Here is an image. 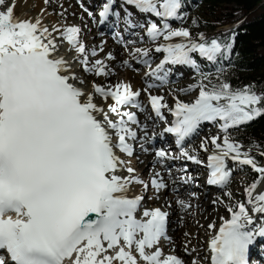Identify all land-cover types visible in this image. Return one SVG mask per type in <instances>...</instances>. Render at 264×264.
Here are the masks:
<instances>
[{
    "label": "snow or ice",
    "instance_id": "1",
    "mask_svg": "<svg viewBox=\"0 0 264 264\" xmlns=\"http://www.w3.org/2000/svg\"><path fill=\"white\" fill-rule=\"evenodd\" d=\"M125 2L141 12L163 17H176L181 7V0ZM14 7V2L9 5L7 0H0V250H6L13 264H139L134 253L146 264H183L176 256L163 257L156 248L166 237L167 213L159 208L145 210L147 219H137L142 197L129 198L127 193L131 184L144 182L118 174L124 170L125 161L115 149L132 154L127 137L135 138L136 133L128 127V121L138 122L134 114L120 113L118 106L131 103L139 92L132 91L130 85H116L114 91L94 85L95 93L116 102L110 111L120 120L110 119L94 102L93 93L76 86L78 77L71 64L55 55L58 45L53 32H60L77 52L86 53L78 39L80 29L50 30L38 19L19 18ZM109 8L106 4L101 15H106ZM149 35L155 39L165 34L152 23ZM189 36L187 29H169L165 39ZM230 47L214 39L191 48L169 44L163 50L168 53L166 62L191 63V51L198 50L213 60ZM109 58L114 57L110 54ZM83 63L87 64L86 58ZM95 65L86 70L107 75L102 61L97 60ZM199 87L200 96L194 103L177 102L178 119L166 129L177 135L178 142L191 135L202 121L219 118L227 130L264 114V96L251 87L234 90L228 83L214 85L211 90ZM162 100L150 97L158 115L167 107ZM110 129L118 137L117 143ZM224 145L226 150L221 155L210 157L213 171L209 183L227 182L230 173L225 170L224 158L230 153H235L233 159L241 156L240 146L228 137ZM157 155L167 154L161 150ZM183 155L194 159L187 152ZM244 157L242 163L260 174L246 190L248 204L253 205L255 213L264 214V193L253 196L264 181V167L257 166L247 153ZM126 171L134 173L135 169L127 167ZM152 184L158 189L165 186L155 179ZM237 207L229 208L231 219L210 242L212 264H249L250 245L257 236L264 237V227L246 230L255 221L244 203ZM153 248L156 250L148 251ZM110 249L114 254H108ZM0 264H6L5 260L0 258Z\"/></svg>",
    "mask_w": 264,
    "mask_h": 264
},
{
    "label": "bare ground",
    "instance_id": "2",
    "mask_svg": "<svg viewBox=\"0 0 264 264\" xmlns=\"http://www.w3.org/2000/svg\"><path fill=\"white\" fill-rule=\"evenodd\" d=\"M13 2L15 4L14 14L16 16H20L22 17V19H28L32 21H35L38 19L42 22L44 26L48 27L50 30L53 29L54 27L59 28L61 30L66 27H77L80 29L78 39L80 43L84 45L86 52L94 48L99 51V54L103 53L105 55L106 60L102 62L105 68L109 67V70H108L109 72H106L107 75L100 76L96 73V71L95 73H92L91 71L85 74L87 66L92 67V68L96 67L95 63L93 62L94 59L91 62V59L89 57V60L87 61V64L85 65L83 63V60H84L83 54L77 52L66 39H63L60 32H53V36L56 38V42L58 45V51L55 53V55L57 57H63L71 64L72 71L78 77V81L75 82L76 86L82 88L85 91V93H93L94 102L98 105V107L103 108L104 112L108 113L110 119H112L115 122H119L120 120V116L110 111V106L114 105L116 102L111 97H108L107 99H105L99 93H95L94 87H93L94 85H99L105 90H113V91L116 89V85H130L132 91L139 92V96L134 97L131 104L118 106V111L120 113L127 112V113H131L135 115L136 120L138 122L134 124L131 121H128V124L129 123L132 124L129 127L133 129L135 125H137V127L139 129L141 128V130H143L142 132H144V133H140L139 130L135 131L137 132L135 138L136 140L139 141V145L136 143L134 148H132L131 155H128L127 153L120 151L118 148L115 149L116 155L119 156L121 160L125 161V165L123 166L124 170L119 171L118 174L124 177H129V176L138 177L140 180L144 182V184L148 183L147 187L151 189V193H149L148 189L144 187V184L133 183L129 186V191L127 193L129 198L142 197L140 206L136 214L137 219H141V220L147 219L146 217L143 216V212L145 210L152 211L154 209L159 208L162 212L167 213L166 229H170L168 224H169V218L171 217H172L171 219L173 220L176 219L177 224H179L177 225L178 232L177 231L173 232L172 230H171L172 232H170V237H169L170 243L168 242L163 243V246H162L163 250L160 249L163 251L162 252L163 257L169 256V252L168 254H164V252L170 251L166 249L168 247H172L173 250L175 251L174 254H177L173 256H176L179 259H181L183 261V264H193L192 259L193 257H195L194 255L196 253L199 254L197 257L199 259L197 261L200 262L199 264H205L207 262L208 255L212 253L210 250L211 240L216 235H218L219 229L221 226L224 225V222L226 220L231 219L232 213L231 215L230 213L229 215L226 214L227 218H223L220 224H218L214 228L212 227L215 231L210 230L212 232L211 233L209 230H207V228L205 227V224L207 225L209 224V222H211L212 225H215L216 222L213 217L212 210L209 209L208 207L210 205H207V207H205L207 204L205 203L207 196H204L205 198L203 199V202L204 201L205 202L199 206L197 205L196 207L201 208L202 212H204L205 215L209 216V221L208 219H203L201 217L198 218L199 221H197L196 218L192 219L190 215L193 214V209L187 210L185 202L189 201L190 203H192L193 200L197 202H198V199L200 200L199 198L200 196H197L198 187H199L197 186L198 181H200L202 183V186H204L208 190L210 187L211 188L213 187L221 188L220 186L224 185L226 182L221 183V184H213V183L209 184L206 181L207 179L206 173L202 172V174H199V176L195 178L192 171L185 172L187 168L188 169L195 168L197 162H196V159H187V156H184L183 153L187 152V149L185 148L187 143H189L190 141H193L199 135L200 136L202 135L204 137L202 139H205L206 137L205 142L207 141L211 143L212 145H214V147L212 148L213 150H211V152L209 151V153L207 154L208 156L205 159V162L207 161L211 162L210 160L211 156L221 155L222 152L226 150V146L224 145V140L211 137V132H213L212 130H210L212 121H202L191 135L186 136L183 139V141H181V143L178 144L177 135L175 133L167 132L165 128L167 127V123H169L171 119H173L172 125L173 126L175 125V122L178 119V117L175 115V109H176L177 102H179V100L173 103L171 107L167 106L166 108H162L161 113L159 115L156 113V111L151 106V101L149 100L151 96L163 97V93L158 92V91L156 93L153 91L154 92L153 93L149 90L148 86L152 82L153 84L158 85L156 83L157 81L153 80L151 76L158 75V76H161L164 80H166L165 76L162 73L166 65L169 64L170 66L173 64V66H176L173 71H176L178 69H182V70L185 69V72H186L190 68V65H191L190 63L166 62L168 58V53L167 51H164V54L161 57V61H159V64L156 63L157 64L156 67L147 68L148 70L147 75H143V74L136 75L130 69L131 64L134 61H136L138 57L142 59L149 57L152 54L150 50H154L157 47L164 49L169 44H185L188 48L189 43H190L189 37H172L171 39H165V36H164L160 42H157L158 37L154 39L153 37L149 35V28H150L149 27L145 29L146 31L145 33H143L144 38L149 40L148 45L146 46L148 51L147 50L145 51L144 49H140L141 47L139 48L141 50L139 52L135 48L134 49L130 48V51L128 53H126V50L122 51L124 53L123 55L124 57H122L121 48H118V47L121 45L123 41L129 38H134L135 41H138L139 35L136 34V32L138 31L137 29L142 28L140 26L142 22H144L145 19L149 18L148 16L150 12H141L140 10H137L134 7V5L127 4L125 0H109L108 3H111V11H113V14L109 19H110L111 24H113L114 26L117 25L118 33L120 35V38H119V37L110 36V33H108L109 29H107L108 27H110L109 24H104L103 26L102 25L99 26L96 23L95 25H93V22H91L93 21L92 20L93 16H91L92 14H90L89 11L83 8L85 10L84 11L81 8L82 11L86 13L85 15L84 12L83 13L78 12V8L76 7L70 6L66 8L64 5V0H58V4L53 10L49 9V6L51 4L50 0H7V3L9 5H11ZM91 2H95V0H92ZM60 10L62 13L59 12ZM127 11L130 14L128 16H126ZM77 13L79 15L81 14L80 17L79 15H77ZM131 15L134 16L133 19L130 18ZM68 17H72L69 19L75 18V20H78L81 23L82 27H78L77 25H73L72 23H69V21H67ZM162 18H168V17H162ZM156 20H158V16ZM96 30L100 31L102 35L99 34V32H97ZM96 39H100L101 40L100 42L102 41L104 42V44L102 43L103 47L96 48V46L98 45V41ZM117 44H119V46ZM145 52L147 53L146 54L147 57H144ZM110 54H111V57H114V58H109ZM119 61H120V64L117 65L116 63H118ZM80 63L81 65H79ZM91 65H94V67ZM81 73H84L85 76L82 77ZM90 74H93V75L90 76ZM120 74H123V76L122 77L117 76ZM89 78H91L92 82L90 84H87L86 79L89 80ZM104 80L108 83H106L105 85L100 84ZM79 81H83V83H80ZM185 90L189 91L188 89H185ZM121 91H123V89H121ZM147 96H149V99ZM199 96L200 95H197V97L193 98L192 101H188L187 103L186 102L185 103L192 104L199 98ZM146 97L149 100L148 101L149 102V105H148L149 113H145V110H144L145 109L144 100ZM222 102L223 101L221 102L214 101V103H222ZM168 109H170L171 113L170 115H166V118H165L166 121L163 120L164 122H167V121L168 122L166 123L165 127H162L161 130H158L160 129L159 125L161 124V122H159L156 119V117L160 118V115H165ZM139 111L141 113V116H139L140 114ZM98 118L102 119V116H98ZM124 119L127 121V117H124ZM217 120H219V118H217L216 121ZM153 122L155 124H153ZM110 131L112 130L110 129ZM112 135H113V142L117 143L118 137L116 136L114 131H112ZM131 139H132L131 137H127V141ZM168 139H170L168 144L170 143L171 145H174L176 147L175 148L176 151L174 150L175 152L170 151L172 152V154L173 153L175 154L174 156H171V157H168V154H170L168 149L170 148L166 149V145H164L165 140H168ZM213 139H216V144L221 145L220 148L216 147V144L213 143ZM229 141L240 146L241 156L239 159H233L232 157L235 155V153H230L227 157H225L224 162H225L226 171H228V169H231L229 168L230 167L229 165L231 162L239 161V164L242 163V160L245 158L244 154L246 153L245 148L242 147L237 141L233 142L230 139ZM162 146H164V150H165V153H167V155L164 157H159L157 153L159 152V149ZM137 151L138 152L140 151V154L135 155L138 153ZM161 161H163L164 163H162ZM172 161H175V163L177 164H172L171 163ZM184 161H189L188 164L190 165H184L183 164ZM175 165H177L178 167L181 166V168L174 170ZM127 167L134 168L135 172L128 173L126 171ZM229 173L231 176V172ZM148 176H150V178L146 179L145 177H148ZM190 178L194 180H190ZM153 179H155L157 182H162L165 186L159 189L156 188L152 184ZM166 190L170 191V195H169V199H167V202H164L162 198L164 197L165 195L164 192ZM262 193H264V181H262L257 187V189L253 192V196L262 194ZM207 194L209 197L210 196L209 191L207 192ZM214 205L217 206L215 203ZM249 205H247L246 207H248ZM218 207L222 209L224 207V204H218ZM249 213L250 215L253 216L255 223L252 225H249L247 230H258L259 228L264 227V220L261 221L260 219V216L264 217V214H259L255 212L253 213L249 212ZM187 229L188 230L191 229L192 232L191 231L188 232ZM171 234H172V237H171ZM184 234H188L190 236L189 238H194L195 240L194 239L188 240V239L183 238ZM199 243L205 246V248L202 251L200 248L197 247ZM184 245L188 246V249L185 248L187 249V252L182 251V248ZM156 248L158 247L156 246ZM156 248L148 249V251L149 252L155 251ZM250 248H251V256L249 258V262H251L252 258H254L253 257L254 254L256 255L257 253H264V237L257 236L254 243L250 245ZM114 251L115 250L110 249L108 254L110 255L114 254ZM134 254H137V253H134ZM189 255H192V257ZM138 260L140 264L142 260L139 257H138ZM263 261H264V255H263Z\"/></svg>",
    "mask_w": 264,
    "mask_h": 264
},
{
    "label": "rangeland",
    "instance_id": "3",
    "mask_svg": "<svg viewBox=\"0 0 264 264\" xmlns=\"http://www.w3.org/2000/svg\"><path fill=\"white\" fill-rule=\"evenodd\" d=\"M50 1H51V4L49 6V9L53 10V9H55V7L58 4V0H50ZM188 2H189L188 0H181V7L178 10L177 16L174 18H172V17L162 18L163 16H161V17L158 16V20H156L157 16H156V18H154L155 14L150 12L149 16H148L149 17L148 19H150V20L145 19L144 22H142V24L140 26L142 28L137 29L138 31L136 32V34L139 35L138 41H135L134 38L126 39L125 41H123L121 43V45H120L121 47L119 46V44H117L119 46L118 48H121V52L126 50V53H128L130 51V48L131 49L132 48L133 49L134 48L139 49L141 47L140 49H144L146 51L147 50L146 46L148 45L149 40L144 38L143 33H145V31H146L145 29L149 28L152 23H155L157 25V27L165 35L167 34V31L169 29H171V30H174V29L177 30V29H181V28L187 29L190 32V36H189L190 43H189L188 48H191L193 44L205 43V42H202L201 40H203L211 32V30L209 29V27H210L209 22H211L212 15L207 10L197 9L198 7H196V6L193 7L190 2H189L190 3L189 6H185V4H188ZM64 5L66 8H68L70 6L76 7V8H78V12H80V13H83L85 11L84 9H86L87 11H89L90 14H92L91 16H93V18H92L93 21H91V22H93V25L96 24V16H94V15H95V11H96L95 8H97V7H91V6L85 7L82 4L81 0H64ZM182 5H183V7H182ZM81 8L82 9L84 8L83 9L84 11H82ZM262 9L263 8H260L254 14L258 13ZM193 10H194L195 14H190V11H193ZM59 12L62 13L61 10ZM77 15H79V14L77 13ZM80 15H79V17H80ZM85 15H86V13H85ZM194 16H196L198 21L195 22L193 20L192 17H194ZM18 17L22 19V17H20V16H18ZM69 18H72V17H68L67 21H69V23H72L73 25H77L78 27H82L81 23L78 20H75V18H73V19H69ZM165 25L168 26L167 29L165 28ZM114 27H112L113 30H108V33H110L111 37H117L116 35L118 33V29H117V26H116V28H114ZM92 28H93V26H92ZM97 32H99V34H101L100 31H97ZM165 35L158 36L157 42H160ZM119 38H120V35H119ZM96 40L98 41V45L96 46V48L97 47H99V48L103 47L102 43L104 44V42L103 41L100 42L101 41L100 39H96ZM210 43H211V41L207 44H210ZM157 49H160V50L158 51ZM93 51H95V53H96L95 55H92ZM150 51L152 52V54L149 57H147L146 55L144 56V57H147L145 59L138 57V59L131 64L130 69L134 74H136V75H139V74L147 75V73H148L147 68L156 67L157 66L156 63L159 64V61H161V57L164 54L163 48L157 47L156 49L150 50ZM225 54L229 55L228 52H226ZM121 55H122V57H124L123 52ZM189 56H190L191 61L193 63L192 62L190 63L191 64L190 68L186 72H185V69H183V70L178 69L176 71H173L176 66H173V64L169 66V64H168L165 66L164 70L162 71L166 80H164L161 76H158V75H152L151 76V78L153 80L157 81L156 83L158 85H155L152 82L148 86L149 90L151 92L154 91L155 93L157 91L163 93V100L161 101V103H166L167 106H169V107H171V105L173 103H175L177 100H179V102H183V103H185V102L187 103L188 101H192L193 98H196L197 95H200V91H201V87H199L200 85L205 86V90H211L214 85H219V84H216L214 81V76H215V71H216L214 59L209 60L207 57L201 55L198 50L189 52ZM89 57L91 59V62L94 59V61H93L94 63L97 60H99V61L106 60L105 55L103 53L99 54V51L94 49V48L90 49V51L83 54V59L86 58L88 61ZM116 64L119 65L120 61ZM202 64H204V65H202ZM79 65H81V63ZM91 66L94 67V65H91ZM88 67L89 66H87V68ZM89 68H92V67H89ZM108 70H109V67L105 68L106 72H109ZM88 72H91V71L86 70L85 74ZM92 73H95V70H93ZM81 74H82V77L85 76L84 73H81ZM92 75L93 74H90V76H92ZM100 76H103V75H100ZM117 76L122 77L123 74H120ZM106 81H107V79H106ZM106 81L104 80L100 84L105 85L106 83H108ZM91 82H92L91 78H89V80L86 79L87 84H90ZM185 89H188L189 91H186ZM147 97L149 99V96H147ZM147 97L144 100L145 101L144 102L145 113H149L148 112V105H149L148 101L150 99L148 100ZM129 104H131V103H129ZM129 104H127V105H129ZM139 113H140V111H139ZM170 113H171V111H170V109H168V111H166L165 115H160V118L156 117V119L159 122H161V124L159 125L160 128L165 127V125L167 123V122H164V121H166L165 120L166 115H170ZM139 116H141V113L139 114ZM153 124H155V123L153 122ZM223 125H224L223 120L219 119L217 121L216 120L212 121L210 130H212L213 132H211V137L216 138V139H220V140L221 139L224 140L225 137H228L230 140L235 142L236 140L233 139V134L240 128L241 124L229 127L227 130H225ZM129 128H131V127H129ZM135 128H137V129H135ZM137 130H139L140 133H144V132H142L143 130H141V128L139 129L137 127V125H135L134 131H137ZM229 135L232 139L229 137ZM196 136H194V137H196ZM202 138H204V137L202 135L201 136L199 135L197 138H195L193 141H190L185 146V148L187 149V153L190 154L189 156L192 155V157H194V159H196V162H197L195 168H192V169L187 168L185 170V172H191L192 171L195 178L198 177L199 174H202V172L204 170L203 166L205 164V159L208 156L207 154L209 153V151L211 152V150H213L212 148L214 147V145H212L211 143H209L207 141L205 142L206 137H205V139H202ZM132 139L130 140V142L132 141ZM137 142L139 144V141H137V140H136L135 144ZM169 144H168V142H166L164 145H166L167 146L166 148H168ZM169 148L171 149V150L169 149L170 151H173V152L176 151V149H174L175 148L174 145H171ZM186 149H185V151H186ZM205 149H207V150H205ZM161 150L162 151L164 150V146H162L159 149V151H161ZM245 150H246L248 157L252 158L249 155L248 150L246 148H245ZM195 151H196V153H195ZM164 152H165V150H164ZM183 152H184V150H183ZM170 153L171 154H168V157H171L174 154V153L172 154V152H170ZM138 154H140V151L135 155H138ZM260 156H261V161L259 163H256V164H257V166L264 167V153H261ZM188 162L189 161H184L183 164L184 165H190V164H188ZM172 164H177V163H175V161H174V162H172ZM175 166H174V168H177V169L181 168V166H179V167L177 165H175ZM229 166L231 169L228 172H231V176L229 177V179L227 180V182L224 185L220 186L221 188L218 187L219 190H218V188H215V187H213V188L210 187L208 190L204 186H202V183L200 181H198L197 186H199V187H198L197 196H200L199 197L200 200L198 199V202L193 200L192 203H190L189 201L185 202L187 210L193 209V214L190 215L192 219L196 218V220L199 221L198 218L201 217L203 219H208V221H209V216L205 215L204 212H202L201 208L196 207L197 205L199 206L202 203H204L205 201H206L205 203H207L205 207H207V205H210L208 207H209V209L212 210V214H213V217H214L215 222H216L214 226H217L218 224H220L221 220L223 218H227L226 214L229 215V213H230V215H231L229 208H232L234 210H238L237 206L240 203H244L245 206L249 205L248 204L249 198H248V193L246 190L251 186V184L253 182H255L259 179L260 174L255 172L250 165H245L243 163L239 164V161L238 162H231ZM174 170H176V169H174ZM145 178L149 179L150 176L145 177ZM190 180H194V179L190 178ZM147 189H148V192L151 193V189L149 187H147ZM166 191L164 192L165 195L162 198V200L164 202H167V199H169V195H170V191H168V190H166ZM208 191L210 193L209 197L207 194ZM204 196H207V199L203 202V199L205 198ZM214 203L217 206H215ZM218 204H224V207L222 209H220L218 207ZM247 208L249 209V212H251V213L254 212V211H252V208H253L252 204L249 205ZM224 214H225V216H224ZM171 218H169V224H168L170 229H167L166 237L163 240H161L162 243H163V241H165V243H167V242L170 243L169 238H168L169 235L167 234V232H172V231L178 232L177 225H179V224H177L176 219L173 220ZM260 219L262 221V220H264V217L260 216ZM260 219H259V221H260ZM210 225H212L211 222H209V224H207V225L205 224V227L207 228V230L215 231L212 227H209ZM190 231L192 232L191 229L188 230V232H190ZM171 237H172V234H171ZM189 237L190 236L188 234L183 235V238H185V239H188V240L194 239V238H189ZM186 245L183 246L182 251L187 252L188 246H186ZM197 247L200 248L201 251L205 248V246L203 244H200V243L198 244ZM168 248H170V249H168ZM168 248L166 250H170V251L164 252V254H168V252H169V255H177V254H174L175 251L173 250L172 247H168ZM185 248H187V249H185ZM200 253H202V252H200ZM198 255L199 254H197V253L194 255L195 257H193V259H192L193 264H199L200 263L197 261V260H199L197 258ZM189 256L192 257V255H189ZM140 264H146V262L142 261Z\"/></svg>",
    "mask_w": 264,
    "mask_h": 264
},
{
    "label": "trees",
    "instance_id": "4",
    "mask_svg": "<svg viewBox=\"0 0 264 264\" xmlns=\"http://www.w3.org/2000/svg\"><path fill=\"white\" fill-rule=\"evenodd\" d=\"M189 1L212 15L211 32L201 41L215 39L231 46L229 55L218 54L215 58V83H228L234 90L251 87L264 96V0ZM190 14H195L194 10ZM192 18L198 21L196 16ZM233 139L259 163L264 153V114L241 124Z\"/></svg>",
    "mask_w": 264,
    "mask_h": 264
}]
</instances>
